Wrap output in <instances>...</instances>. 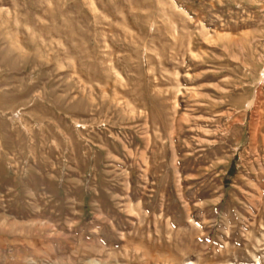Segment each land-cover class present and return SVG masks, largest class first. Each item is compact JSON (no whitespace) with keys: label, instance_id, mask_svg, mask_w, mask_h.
<instances>
[{"label":"rangeland","instance_id":"1","mask_svg":"<svg viewBox=\"0 0 264 264\" xmlns=\"http://www.w3.org/2000/svg\"><path fill=\"white\" fill-rule=\"evenodd\" d=\"M264 264V0H0V264Z\"/></svg>","mask_w":264,"mask_h":264},{"label":"bare ground","instance_id":"2","mask_svg":"<svg viewBox=\"0 0 264 264\" xmlns=\"http://www.w3.org/2000/svg\"><path fill=\"white\" fill-rule=\"evenodd\" d=\"M256 264H259L258 262Z\"/></svg>","mask_w":264,"mask_h":264}]
</instances>
